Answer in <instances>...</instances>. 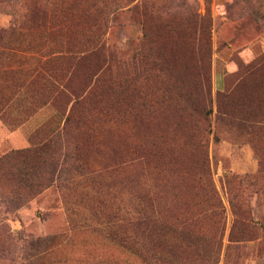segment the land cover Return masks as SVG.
I'll return each instance as SVG.
<instances>
[{"label":"rangeland","instance_id":"1","mask_svg":"<svg viewBox=\"0 0 264 264\" xmlns=\"http://www.w3.org/2000/svg\"><path fill=\"white\" fill-rule=\"evenodd\" d=\"M262 15L264 0H0V158L61 131L72 104L65 110L60 100L52 103L58 78L74 89L92 83L86 65L66 63L67 70L54 76L61 63L55 58L84 52L99 37L107 84L101 104L91 106L107 115L91 121L100 132V154L90 150L81 161L74 156L54 184L30 200L12 201L0 186V236L8 235L0 264H139L118 243V220L134 204L128 190H184L187 180L176 182L173 169L147 175L138 168L131 186L121 166L124 146L163 128L173 113L161 107L162 97L172 99L174 88H195L205 74L208 174L195 152L182 162L200 178V190L212 183L226 222L216 256L217 246L206 247L210 237L200 247L212 250L217 264H264L258 240H228L226 194L228 177L261 174L262 191L248 200L264 236V134L252 141L248 129L254 117L264 129V20L256 19ZM125 81L138 91L139 104L150 105L149 113L141 107L136 124L121 118L122 106L107 108L115 98L110 86Z\"/></svg>","mask_w":264,"mask_h":264},{"label":"trees","instance_id":"2","mask_svg":"<svg viewBox=\"0 0 264 264\" xmlns=\"http://www.w3.org/2000/svg\"><path fill=\"white\" fill-rule=\"evenodd\" d=\"M256 19L264 20V15L256 16ZM89 41L91 48L88 50L77 51L75 54L70 52L65 57L53 60L61 62L58 67L53 68L54 76L67 70V64L75 68L86 65L90 69L88 78L92 82L74 89L69 86V79L64 81L58 78L59 87L52 86L57 91L52 103L60 100L61 107L65 110L66 106L72 104L61 131L40 146L11 152L0 158V186L5 189L2 194L6 198L20 202L30 200L51 187L56 175L68 166L74 156L81 161L90 150L97 154L102 152V141L97 142L100 132L91 123L93 120H103L107 115L104 112H92L95 110L91 106L101 104V95L107 88L103 77L106 49L99 37ZM209 81L210 77L205 74L199 81L201 84L196 83L195 88L172 89L170 92L174 97L169 100L162 97L160 101L162 108L173 113L165 114L167 122L164 127L153 130L143 142L127 143L124 146L123 139L125 156L121 166L124 171L129 170L128 183L131 186L136 183L134 171L138 168L147 175L173 169L176 182L180 179L187 180L184 190H128L129 195L134 197V204L126 206L118 220V243L131 250L139 264H217L214 257L218 254L225 233V208L212 183H207L206 188H203L206 190H200V178L196 174L192 175L191 170H187L182 162L186 153L195 152L200 159V170L208 174L204 137L209 133L211 110L206 90L200 85L208 86ZM125 82L118 88L110 86L109 90L115 93V98L107 108L110 110L122 106L124 114H121V118L136 124L141 107L144 112L149 113L150 105L146 101L139 104L135 98L138 91L130 89L128 81ZM120 96H123L122 103ZM242 120L244 128L247 120ZM249 122V136L253 141L257 134H264V129L256 117ZM179 136L181 140H177ZM261 179L260 173L254 176L228 177L226 190L232 214L228 240H258L260 254L263 253L261 246H264L262 225L254 220L248 198L251 193L259 194L262 191ZM211 218L215 221L210 224ZM5 237L0 236L1 252L7 242ZM205 237H210L206 240V247L217 246L215 256L212 250L200 247L199 242Z\"/></svg>","mask_w":264,"mask_h":264}]
</instances>
